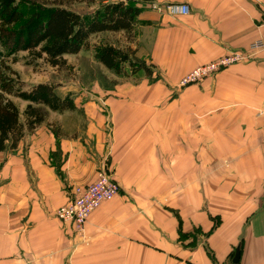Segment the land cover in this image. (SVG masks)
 Returning a JSON list of instances; mask_svg holds the SVG:
<instances>
[{
	"label": "crops",
	"instance_id": "crops-1",
	"mask_svg": "<svg viewBox=\"0 0 264 264\" xmlns=\"http://www.w3.org/2000/svg\"><path fill=\"white\" fill-rule=\"evenodd\" d=\"M123 1L140 9L126 44L164 84L230 51L249 56L178 94L181 119L162 125L158 142L152 125L137 120L144 114L118 126L130 111L98 95L72 98L75 107L53 112L55 127L45 120L16 148L0 151V264H232L238 244L237 264H264V48L251 47L264 39V0ZM152 2L185 3L189 11L171 16ZM98 102L107 115L94 108ZM217 150L231 151L223 161L232 173L208 174L199 187L200 160L207 170ZM104 156L122 188L93 211L79 237L54 212L75 185L95 180ZM209 214L221 220L213 224Z\"/></svg>",
	"mask_w": 264,
	"mask_h": 264
},
{
	"label": "rangeland",
	"instance_id": "rangeland-1",
	"mask_svg": "<svg viewBox=\"0 0 264 264\" xmlns=\"http://www.w3.org/2000/svg\"><path fill=\"white\" fill-rule=\"evenodd\" d=\"M18 1V0H17ZM112 1H120V0H27V2H17L18 8L22 12L23 19L25 21L29 15L35 10L43 7L47 9L54 5V3H62L64 6L82 14V15H90L96 9H98L102 4ZM155 3V2H152ZM150 3V5L152 4ZM158 4V3H156ZM173 4V3H167ZM175 4H185V3H175ZM160 5V4H158ZM166 5V4H164ZM164 5H161L164 7ZM160 11V10H157ZM160 12H164L167 15H184V14H169L165 10ZM187 14V13H186ZM104 34H95L89 38L88 46L83 48L77 54H70L65 55L66 58V66L62 68H55L49 66L47 63L42 61L41 59L31 60V57L25 51H18L16 53H10L6 48L0 45V75L10 79L12 83L13 91L21 92V91H28L31 87L38 83H50L53 85L55 92L64 97L68 96L71 99H81V100H91L95 99V96L101 95L103 97H114L117 99V109L120 111H130L129 117H120V121L118 122V126L124 127L126 126L127 122H131L132 125L135 124V117L134 115L144 114L143 118H138L137 120H141L142 123L145 125L151 124L153 127V134H151L153 141L158 142V133L159 129L162 125H167L169 127L174 128L176 125V121L180 120L181 118H176V96L182 92L183 90L190 84L197 83L204 78L213 76L215 73L223 69L224 67H220L217 71L212 73L209 76L203 77L200 80L195 82H190L187 84H181L182 79L190 73L193 69L200 67L210 61H214L216 59L221 58L224 55H227L231 52H240L238 50L230 51L216 59L210 60L203 64L197 65L196 67L192 68L188 72H186L182 77L178 78L175 82L169 83L167 81L164 84V77L160 74V72L153 66L152 64H147L150 67L153 66V73L150 77L144 75L142 71L136 73H130L127 66H125L124 73L122 75H117L111 70L105 68L101 64H99L94 57V53L96 48L103 44H115L117 47L118 45H122L121 47H128L126 44L127 40L129 39L126 34H115V33H125V32H101ZM107 33V34H105ZM133 49V48H132ZM245 54V53H242ZM246 58H248V54H245ZM135 56L140 59L139 56L135 54ZM244 59V60H245ZM144 61V60H142ZM243 61V60H241ZM241 61H236L234 63H238ZM229 64V65H231ZM228 65V66H229ZM8 98H10L19 108L20 112L23 110L24 106L26 105L27 101L23 98L17 96L16 94H8ZM72 99V102H73ZM100 107H94L98 109L101 113L107 115L108 114V107L103 102H98ZM101 103V104H100ZM93 106V103H90ZM73 107H75L73 103ZM81 109V107H80ZM58 112L51 108H47L46 113V122L50 123L51 121L53 127H55V121L53 119L54 113ZM21 119L23 117L21 116ZM187 125H192L191 118H182V121ZM167 121V122H166ZM110 122L106 119L105 120V130H108L111 125ZM84 125V124H82ZM58 126V125H57ZM111 133V131L109 130ZM157 133V134H156ZM89 144H92L93 141L89 140ZM106 143V142H105ZM174 150L173 153L168 154V161L169 164L174 163ZM198 152V151H197ZM202 152V151H200ZM216 156L214 159V163L207 167V170H203L202 168V161L200 160V172H198L196 178L197 184L199 187L202 183L204 177L208 174H214L216 179L230 176L232 173L233 166L230 165L229 160L225 159L226 155L230 156L231 151H216ZM107 158L102 159V165L98 168L96 178L94 181L84 184V185H75L69 194V199L73 196L74 190L76 187H86L92 183H94L98 175L101 171H104L113 181H115L118 185V191L122 188V183L118 180V178L114 174V169L109 168V164L105 162ZM228 160V161H227ZM159 161V159H158ZM159 163V162H158ZM173 167V166H172ZM169 165V169H170ZM173 170V169H172ZM229 171V172H228ZM168 174H170L168 170ZM199 179V180H198ZM192 185V183L185 182V189L186 187ZM151 186L153 188L158 189L159 182H152ZM124 187V186H123ZM187 187V188H188ZM125 188V187H124ZM115 194V195H116ZM115 195L111 198L106 199L104 201L112 199ZM68 200L60 205L59 207L65 205ZM186 200V199H185ZM102 201L100 205L104 202ZM167 208H171L170 203H167ZM99 205V206H100ZM98 206V207H99ZM166 206V204H165ZM58 207V208H59ZM97 207V208H98ZM54 215L62 222L73 223L71 221H63L57 215L56 212ZM95 208L93 211H95ZM206 210L205 208H203ZM170 210V209H169ZM93 211L89 214L86 219V222ZM172 212H175L174 208H172ZM208 214V213H207ZM174 215V213H173ZM232 215H227V219L234 220ZM210 220L213 224H217L221 220V216L219 214L215 215H208ZM85 222V224H86ZM84 224V230H85ZM74 227V226H73ZM79 237H83L85 232L81 235L77 234ZM194 237V236H193ZM190 235V239L194 242V238ZM191 241V240H190ZM192 243V242H190ZM195 244V243H194ZM234 253V251H233ZM233 264V263H232Z\"/></svg>",
	"mask_w": 264,
	"mask_h": 264
},
{
	"label": "trees",
	"instance_id": "trees-1",
	"mask_svg": "<svg viewBox=\"0 0 264 264\" xmlns=\"http://www.w3.org/2000/svg\"><path fill=\"white\" fill-rule=\"evenodd\" d=\"M18 1L0 0V45L13 54L25 51L32 61L41 59L55 68L65 67V55L77 54L87 47L94 34L122 31L131 39L140 11L133 3L123 0L104 3L90 15L54 3L47 9H35L22 21ZM94 57L117 75L124 73L125 66L130 73L142 71L147 77L153 73L152 67L138 59L130 46L103 44L96 48ZM8 94L27 101L21 112ZM47 108L62 112L73 108V102L68 96L58 95L53 85L46 82L15 93L11 80L0 75V151L16 148L26 133L45 121Z\"/></svg>",
	"mask_w": 264,
	"mask_h": 264
},
{
	"label": "built area",
	"instance_id": "built-area-1",
	"mask_svg": "<svg viewBox=\"0 0 264 264\" xmlns=\"http://www.w3.org/2000/svg\"><path fill=\"white\" fill-rule=\"evenodd\" d=\"M151 8L156 10H165L169 14H186L189 8L186 4H166L163 6L156 3L151 4ZM251 47L254 50L264 48V39L255 41ZM246 58L245 54L240 52H231L222 56L219 59L210 61L200 67L193 69L181 81V84H187L209 76L220 67L228 66L229 64L241 61ZM118 191V185L104 171H101L97 180L86 186L76 187L71 199L59 207L56 215L63 221H71L76 234L84 233V224L89 214L97 208L100 203L111 198Z\"/></svg>",
	"mask_w": 264,
	"mask_h": 264
},
{
	"label": "water",
	"instance_id": "water-1",
	"mask_svg": "<svg viewBox=\"0 0 264 264\" xmlns=\"http://www.w3.org/2000/svg\"><path fill=\"white\" fill-rule=\"evenodd\" d=\"M239 257H240V245L238 244L234 249V253L231 259L232 263L237 264V262L239 261Z\"/></svg>",
	"mask_w": 264,
	"mask_h": 264
}]
</instances>
